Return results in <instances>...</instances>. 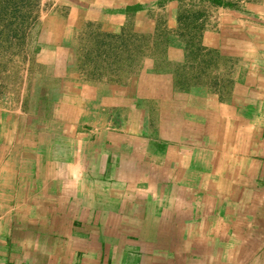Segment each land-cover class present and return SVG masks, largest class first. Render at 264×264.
Here are the masks:
<instances>
[{
	"label": "crops",
	"instance_id": "1",
	"mask_svg": "<svg viewBox=\"0 0 264 264\" xmlns=\"http://www.w3.org/2000/svg\"><path fill=\"white\" fill-rule=\"evenodd\" d=\"M72 2L38 110L0 109V264H264V0H204L228 25L189 84L132 50L165 1Z\"/></svg>",
	"mask_w": 264,
	"mask_h": 264
},
{
	"label": "rangeland",
	"instance_id": "2",
	"mask_svg": "<svg viewBox=\"0 0 264 264\" xmlns=\"http://www.w3.org/2000/svg\"><path fill=\"white\" fill-rule=\"evenodd\" d=\"M72 1L0 0V109L38 110V84L46 83V77L52 76L42 70L44 63L39 54L48 56L51 52L56 36L54 24L63 20L65 32L71 36L69 28L72 29L74 37L78 31L86 33L91 27L87 17L80 18L81 8L75 6L78 1ZM163 1L165 5L158 7L157 12L152 9L149 15L152 21L148 19V37L134 43L132 50L136 55L146 52L150 74L178 75L179 82L200 83L213 73L208 59L218 56L207 48L211 44L220 46L215 37L226 31L228 23L220 18L221 9L216 5L207 7L204 0ZM82 3L87 6L90 2ZM236 49L237 45L231 55L234 64L239 62L233 53ZM178 58L183 60L182 67L175 65L180 64ZM226 146V142H221L212 147L218 151Z\"/></svg>",
	"mask_w": 264,
	"mask_h": 264
},
{
	"label": "bare ground",
	"instance_id": "3",
	"mask_svg": "<svg viewBox=\"0 0 264 264\" xmlns=\"http://www.w3.org/2000/svg\"><path fill=\"white\" fill-rule=\"evenodd\" d=\"M251 199V198H250Z\"/></svg>",
	"mask_w": 264,
	"mask_h": 264
}]
</instances>
